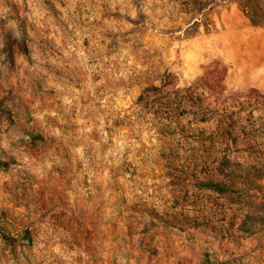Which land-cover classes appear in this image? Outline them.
Returning a JSON list of instances; mask_svg holds the SVG:
<instances>
[{
  "label": "rangeland",
  "instance_id": "1",
  "mask_svg": "<svg viewBox=\"0 0 264 264\" xmlns=\"http://www.w3.org/2000/svg\"><path fill=\"white\" fill-rule=\"evenodd\" d=\"M0 264H264V0H0Z\"/></svg>",
  "mask_w": 264,
  "mask_h": 264
}]
</instances>
